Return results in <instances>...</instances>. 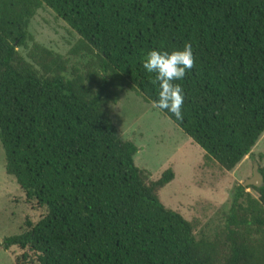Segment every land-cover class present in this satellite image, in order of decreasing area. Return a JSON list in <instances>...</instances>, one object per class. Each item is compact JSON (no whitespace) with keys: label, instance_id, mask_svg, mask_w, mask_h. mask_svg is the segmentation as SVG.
<instances>
[{"label":"trees","instance_id":"obj_1","mask_svg":"<svg viewBox=\"0 0 264 264\" xmlns=\"http://www.w3.org/2000/svg\"><path fill=\"white\" fill-rule=\"evenodd\" d=\"M42 7L78 36L80 67L34 42ZM186 43L183 119L158 111L230 172L264 133V0H0L5 173L46 210L0 242L24 251L17 264H264V185L235 187L221 225L196 236L159 199L173 170L153 180L139 169L110 118L126 91L156 98L148 52Z\"/></svg>","mask_w":264,"mask_h":264},{"label":"rangeland","instance_id":"obj_2","mask_svg":"<svg viewBox=\"0 0 264 264\" xmlns=\"http://www.w3.org/2000/svg\"><path fill=\"white\" fill-rule=\"evenodd\" d=\"M29 33L34 42L69 59V66H81L82 59L71 56L78 36L49 8L42 7L31 20ZM31 46V44H29ZM27 51L18 52L27 59ZM110 118L121 140L133 142L138 152L134 163L150 173L153 180L171 168L174 179L159 192L162 204L178 212L199 230L210 232L221 225V212L230 204L233 189L251 178L253 166H264V133L251 151L232 171L225 172L212 161H205L204 150L158 109L131 91L124 92L111 106ZM246 192L255 193L251 189ZM46 214L45 208L27 202L25 194L12 176L5 173L4 153L0 144V242L23 231L29 221L37 223ZM24 251L0 248V264H17Z\"/></svg>","mask_w":264,"mask_h":264},{"label":"clouds","instance_id":"obj_3","mask_svg":"<svg viewBox=\"0 0 264 264\" xmlns=\"http://www.w3.org/2000/svg\"><path fill=\"white\" fill-rule=\"evenodd\" d=\"M195 64L193 48L185 44L173 51L151 50L143 61V68L152 74L159 91L152 100V106L169 113L175 121L183 119L184 92L180 81L191 71Z\"/></svg>","mask_w":264,"mask_h":264},{"label":"water","instance_id":"obj_4","mask_svg":"<svg viewBox=\"0 0 264 264\" xmlns=\"http://www.w3.org/2000/svg\"><path fill=\"white\" fill-rule=\"evenodd\" d=\"M263 185V178L258 171L257 164L255 163L253 166L252 176L244 182L243 187L261 188Z\"/></svg>","mask_w":264,"mask_h":264}]
</instances>
